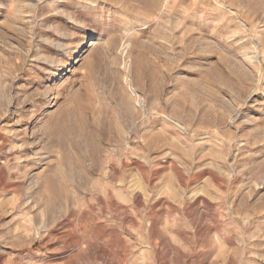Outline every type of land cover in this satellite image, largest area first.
Returning a JSON list of instances; mask_svg holds the SVG:
<instances>
[{
  "label": "rangeland",
  "instance_id": "1",
  "mask_svg": "<svg viewBox=\"0 0 264 264\" xmlns=\"http://www.w3.org/2000/svg\"><path fill=\"white\" fill-rule=\"evenodd\" d=\"M0 264H264V0H0Z\"/></svg>",
  "mask_w": 264,
  "mask_h": 264
}]
</instances>
